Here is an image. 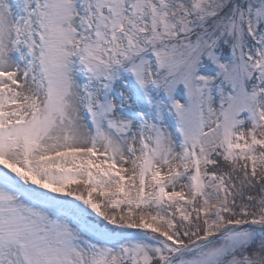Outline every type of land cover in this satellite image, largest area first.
Listing matches in <instances>:
<instances>
[{
  "label": "snow or ice",
  "instance_id": "obj_1",
  "mask_svg": "<svg viewBox=\"0 0 264 264\" xmlns=\"http://www.w3.org/2000/svg\"><path fill=\"white\" fill-rule=\"evenodd\" d=\"M0 264H264V0H0Z\"/></svg>",
  "mask_w": 264,
  "mask_h": 264
}]
</instances>
